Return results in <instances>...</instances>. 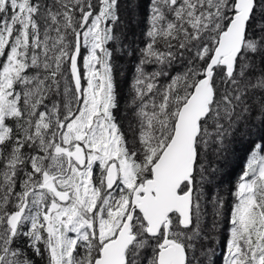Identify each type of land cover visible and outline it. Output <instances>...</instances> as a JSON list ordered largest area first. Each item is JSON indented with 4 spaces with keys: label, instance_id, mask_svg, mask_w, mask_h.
<instances>
[{
    "label": "snow or ice",
    "instance_id": "6c2138e0",
    "mask_svg": "<svg viewBox=\"0 0 264 264\" xmlns=\"http://www.w3.org/2000/svg\"><path fill=\"white\" fill-rule=\"evenodd\" d=\"M141 11L126 127L116 57ZM241 126L264 129V0H0V264H216L207 156ZM255 148L222 264H264Z\"/></svg>",
    "mask_w": 264,
    "mask_h": 264
},
{
    "label": "trees",
    "instance_id": "16d2710c",
    "mask_svg": "<svg viewBox=\"0 0 264 264\" xmlns=\"http://www.w3.org/2000/svg\"><path fill=\"white\" fill-rule=\"evenodd\" d=\"M142 3H146V0H141ZM139 19V22L136 21ZM123 20L124 17H123ZM136 21L129 25V34L134 33L136 38H134L133 46L137 49L136 55H130V63L126 67L123 65L126 63V60L129 59V55L127 54H119L116 57V69L115 74L119 78V93H120V116L123 120V123L127 127L128 123L132 120V113L129 110L130 105L129 101L131 99V89L134 84L136 70L135 66L138 63L139 59V49L144 46V41L146 37L144 36V32L146 30L145 23V15L144 12H139ZM138 25H135V24ZM132 35V34H131ZM133 36V35H132ZM128 38V37H127ZM127 41V40H126ZM125 41V43H126ZM128 42V41H127ZM130 44V43H128ZM129 51L131 49L129 48ZM156 66H149L148 71L154 70ZM178 67V66H177ZM258 123V121H257ZM264 135V129L257 128L256 126L251 127L249 130L245 126H241L239 131L236 133L234 137H229V139L225 142L223 149L217 153L209 152L207 156V164L210 170L214 173L212 175L211 183L208 185L211 198L216 192L219 193L225 200V215L223 221L225 225H227V210L232 202L231 193L235 189V185L239 180L240 175L246 168L247 160L253 151H256V144H264V141L260 139V136ZM249 137V138H248ZM236 158V162L230 163V158ZM209 212V213H208ZM207 218L206 224L210 226L213 223V220L216 219L214 217V209L212 205L209 203L207 206ZM212 217V219L210 218ZM218 226L221 225L219 220H216ZM228 227V225H227ZM227 231V230H226ZM217 234H214V237L221 240V251L215 257L216 264H222V256L224 253V245L223 241L227 235H221V231H218ZM223 238H222V237Z\"/></svg>",
    "mask_w": 264,
    "mask_h": 264
},
{
    "label": "rangeland",
    "instance_id": "374dc122",
    "mask_svg": "<svg viewBox=\"0 0 264 264\" xmlns=\"http://www.w3.org/2000/svg\"><path fill=\"white\" fill-rule=\"evenodd\" d=\"M142 2V1H141ZM139 14V13H138ZM138 14H135V15H131V14H126L125 16H124V27H123V31L126 33V35H127V41H126V44H128V43H130V44H133V42L135 41L134 40V38H136V36L134 35V33H131V34H129V31H128V29H129V25L132 23H134V21H136V19H137V16H138ZM137 23L139 22V19L136 21ZM135 24V25H138V24ZM128 63H130V55H129V59H127L126 60V63L123 65L124 67H126L127 65H128ZM116 75V74H115ZM119 78H118V76H116V82H117V87H118V90H119ZM249 138V137H248ZM236 162V158H234V156H232V158H230V163H233V162ZM210 179H212V176L210 177ZM205 191H206V193H207V196H209L210 195V191H209V187H208V185L206 186V188H205ZM209 213V212H208ZM210 218L212 219V217L210 216ZM223 219H224V216L223 217H220L219 219H217V220H219V222L221 223V225L220 226H218V224H217V227H218V231L220 232L221 231V235H223V234H226L227 233V225H225V222L223 221ZM219 234V233H218ZM218 234H217V232H216V236H218ZM222 237V236H221ZM215 238V237H214ZM223 238V237H222ZM216 240H217V246H216V252H215V256L213 257V259H215V257L217 256V254H219L220 253V251H221V249H220V247H221V240H219V239H217V237L215 238Z\"/></svg>",
    "mask_w": 264,
    "mask_h": 264
}]
</instances>
